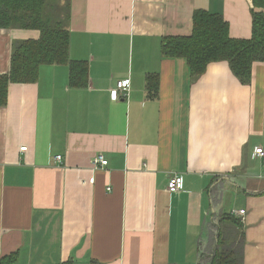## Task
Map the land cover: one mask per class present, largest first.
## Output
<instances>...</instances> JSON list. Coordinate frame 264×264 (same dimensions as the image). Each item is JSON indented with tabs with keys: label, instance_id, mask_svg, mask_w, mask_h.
<instances>
[{
	"label": "crops",
	"instance_id": "crops-1",
	"mask_svg": "<svg viewBox=\"0 0 264 264\" xmlns=\"http://www.w3.org/2000/svg\"><path fill=\"white\" fill-rule=\"evenodd\" d=\"M68 5L69 59L87 63L86 87L69 86L67 65L41 66L0 106V259L199 264L224 246L264 264V63L245 85L226 62L193 78L185 59L162 55L165 38L192 34L198 10L249 39L251 0ZM39 35L0 29V75L12 44ZM173 175L182 186L169 193Z\"/></svg>",
	"mask_w": 264,
	"mask_h": 264
},
{
	"label": "trees",
	"instance_id": "trees-1",
	"mask_svg": "<svg viewBox=\"0 0 264 264\" xmlns=\"http://www.w3.org/2000/svg\"><path fill=\"white\" fill-rule=\"evenodd\" d=\"M51 1L54 2L0 0L1 30H35L40 34L36 40L12 44L9 71L0 75V106L6 104L9 84L36 82L41 66L67 65L69 86L84 88L87 85V63L69 59V0L65 20L52 12ZM251 3L249 39L230 38L228 24L220 14L198 10L193 14L192 34L165 38L162 55L171 59H185L193 78L200 77L212 63L226 62L241 84H249L252 64L264 63V0H251ZM17 260L18 254L11 253L1 258L0 264H16ZM199 264H243V260L235 248L223 246L217 247L212 256L204 257Z\"/></svg>",
	"mask_w": 264,
	"mask_h": 264
},
{
	"label": "built area",
	"instance_id": "built-area-1",
	"mask_svg": "<svg viewBox=\"0 0 264 264\" xmlns=\"http://www.w3.org/2000/svg\"><path fill=\"white\" fill-rule=\"evenodd\" d=\"M116 91L114 92L115 95L118 97V96H126V93L128 91V88H129V80H125V81H118L117 82V86H116ZM255 154L257 156H259L260 158H264V152L261 148L259 149H256L255 150ZM56 159L58 161H60L61 157L60 156H57ZM93 163L95 165H98L100 164L101 166H105L107 165V161L101 156H97ZM93 180L94 179H91L90 182L93 183ZM181 186H182V179L180 176H177V175H173L169 178L168 180V183H167V189L169 191V193H176L178 192L180 189H181ZM239 215H243L244 214V211L243 210H240L239 212H237Z\"/></svg>",
	"mask_w": 264,
	"mask_h": 264
},
{
	"label": "rangeland",
	"instance_id": "rangeland-1",
	"mask_svg": "<svg viewBox=\"0 0 264 264\" xmlns=\"http://www.w3.org/2000/svg\"><path fill=\"white\" fill-rule=\"evenodd\" d=\"M53 1L54 2L51 1L52 4L50 3L52 12H54L57 17H60L63 20H65L64 16H66V12H67L66 7L68 0H53Z\"/></svg>",
	"mask_w": 264,
	"mask_h": 264
}]
</instances>
